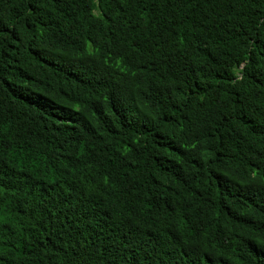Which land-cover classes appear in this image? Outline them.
<instances>
[{"label": "trees", "instance_id": "16d2710c", "mask_svg": "<svg viewBox=\"0 0 264 264\" xmlns=\"http://www.w3.org/2000/svg\"><path fill=\"white\" fill-rule=\"evenodd\" d=\"M0 264H264V0H0Z\"/></svg>", "mask_w": 264, "mask_h": 264}]
</instances>
